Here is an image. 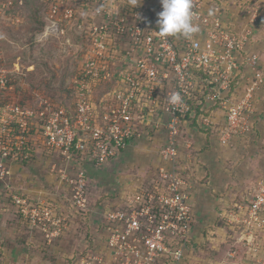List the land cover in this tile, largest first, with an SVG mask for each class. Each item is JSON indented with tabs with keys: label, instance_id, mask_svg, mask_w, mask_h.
<instances>
[{
	"label": "built area",
	"instance_id": "obj_1",
	"mask_svg": "<svg viewBox=\"0 0 264 264\" xmlns=\"http://www.w3.org/2000/svg\"><path fill=\"white\" fill-rule=\"evenodd\" d=\"M45 1L50 22L78 28L82 54L62 100L38 89L24 94L13 79L0 78L3 99L2 89L12 92L0 105V182L36 155L56 156L61 168L54 164L53 171L72 216L87 213L94 223L71 264L179 263L194 239L198 185L188 129L210 132L223 146L251 131L264 84L259 57L248 49L251 34L232 28L222 0H192L199 31L189 39L159 33L160 0ZM173 93L181 103H169ZM146 140L156 145L157 163L145 183L90 210L88 168L100 171ZM9 197L48 245L70 231L69 216L52 205ZM246 216L249 225L263 224L264 182Z\"/></svg>",
	"mask_w": 264,
	"mask_h": 264
},
{
	"label": "rangeland",
	"instance_id": "obj_2",
	"mask_svg": "<svg viewBox=\"0 0 264 264\" xmlns=\"http://www.w3.org/2000/svg\"><path fill=\"white\" fill-rule=\"evenodd\" d=\"M41 4V0H0V78L10 77L15 82L12 84L18 86L15 90L24 94L30 95L32 89H38L52 96L64 95L79 65L70 30L79 31L73 25L50 22L46 9L40 12ZM220 4L225 5L233 29L251 34L248 49L257 53L264 78V0H222ZM1 91L7 93L6 99L0 94L3 105L12 92ZM254 104L257 116L249 133L231 139L228 146H223L214 135L226 148L223 151L228 152L218 159L219 184L211 181L204 185L205 195L214 205L209 212H206L208 207L202 206L199 223L195 216L194 226L198 225L199 230L194 229V239L185 247L181 261L175 264H264V222L259 226L249 225L245 222L249 221L248 217H241L254 188L264 182V84L257 91ZM152 146L156 148L155 144ZM132 150L131 147L116 159L118 166L110 163L111 166L88 174L90 210L102 200L134 192L150 176L154 164L139 170L140 158L148 152L136 151L140 156L132 157ZM51 156L36 155L33 161L15 166L17 170L13 169L12 176L0 182V260L5 258L9 264H30L34 260L71 264L69 259L79 254L87 234L93 231L90 225L94 223H90L87 213L78 218L72 216L75 210L64 190L66 186L53 171L54 164L61 168V161ZM204 169L203 183L208 181V171ZM12 193L43 201L52 205L56 214L69 216L68 234L48 245L43 235L18 215L9 197ZM230 250L233 257L227 256Z\"/></svg>",
	"mask_w": 264,
	"mask_h": 264
},
{
	"label": "crops",
	"instance_id": "obj_3",
	"mask_svg": "<svg viewBox=\"0 0 264 264\" xmlns=\"http://www.w3.org/2000/svg\"><path fill=\"white\" fill-rule=\"evenodd\" d=\"M256 118V117H255ZM260 118V117H259ZM258 118V119H259ZM187 141H190L194 144V150L192 151V154H194L195 157V163L193 164V170L194 173L196 175V179L198 180V185H200V187H198V185L196 186V192H195V198H194V213L195 216L198 218L197 221L199 223V220L201 219V217L203 216V210H200L202 208V206H205L207 209L206 212H209L210 207L212 205H214V203H212V200L210 197H208L207 195H205V193L207 194L206 188H205V184H210L211 181H213V183H216L217 185L219 184L218 182V178H219V172L220 170H218L217 165H218V159L220 155H223L224 157L228 154V152L223 151L224 147H222L218 140L215 138V136L210 133V132H204V131H197L194 129L189 128L188 129V135H187ZM155 142H157V140H154ZM141 145H137L135 146L134 143H132L129 148L125 151L127 152L129 149H131V147L133 148L132 151V157L135 155L140 156L139 154H135L136 151H142L140 153H145V155H143V157H141L140 159L142 160L141 163H139V170H145L146 167L152 165L155 166V164L157 163V155L155 153L156 148L153 147L152 145H154V142H150V141H143L142 143H140ZM151 146L153 147L155 150L154 152L149 151L148 148H146L145 146ZM123 154H125L123 152ZM121 154V155H123ZM154 157V159H153ZM151 162V163H150ZM112 166L114 165L115 167L118 166V162H116V160H114L112 163ZM110 164V166H111ZM204 165V166H203ZM151 167V166H150ZM204 167H206V171H208V181H206L205 183H203V179H205V176H203L205 174V169ZM16 167H14L15 169ZM17 170V168H16ZM93 171H96L92 168H88V174L93 173ZM210 173V175H209ZM202 184H201V183ZM200 183V184H199ZM203 186V187H202ZM198 187V188H197ZM207 203V206H206ZM211 203V204H209ZM199 210L202 212H199ZM196 228V229H195ZM195 231H198V225L194 226ZM44 239V238H43ZM1 264H9L10 261H8L7 259L3 258L2 260H0ZM30 264H50L49 261H39V260H34L32 263L28 262ZM15 264V263H14ZM24 264V263H23Z\"/></svg>",
	"mask_w": 264,
	"mask_h": 264
},
{
	"label": "clouds",
	"instance_id": "obj_4",
	"mask_svg": "<svg viewBox=\"0 0 264 264\" xmlns=\"http://www.w3.org/2000/svg\"><path fill=\"white\" fill-rule=\"evenodd\" d=\"M135 3V0H133ZM162 11L158 13L157 26L162 36L181 35L186 39L192 38L199 31L193 23L192 0H160ZM211 14V11H210ZM169 103H181V96L173 93Z\"/></svg>",
	"mask_w": 264,
	"mask_h": 264
},
{
	"label": "trees",
	"instance_id": "obj_5",
	"mask_svg": "<svg viewBox=\"0 0 264 264\" xmlns=\"http://www.w3.org/2000/svg\"><path fill=\"white\" fill-rule=\"evenodd\" d=\"M219 1V0H218ZM41 2H42V4L40 5L41 7H39V10H41L40 12H42V10H44V9H47V3H46V1L45 0H41ZM46 11V10H45ZM71 32H70V34H71V41H72V43L73 44H75V46H76V52H75V54H76V56L77 57H79L80 58V56H81V54H82V49H83V43H82V39H81V37L78 35V34H75L74 33V30H70ZM66 90V89H65ZM66 92H67V90H66ZM47 93V92H46ZM56 100H62L63 98H62V95L60 94V95H57V96H53ZM67 105V104H66ZM68 106V105H67ZM35 158H33V159H31L29 162H31V161H33ZM25 164H27V162H25ZM20 195H23V196H25L24 194H21V193H19ZM89 238V240H90V237H88ZM70 262V261H69Z\"/></svg>",
	"mask_w": 264,
	"mask_h": 264
}]
</instances>
